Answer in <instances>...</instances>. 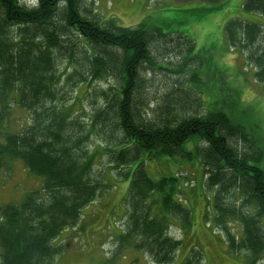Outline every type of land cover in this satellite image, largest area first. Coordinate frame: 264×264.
<instances>
[{"label": "trees", "instance_id": "1", "mask_svg": "<svg viewBox=\"0 0 264 264\" xmlns=\"http://www.w3.org/2000/svg\"><path fill=\"white\" fill-rule=\"evenodd\" d=\"M242 8L264 17V0H246ZM172 35L144 23L123 28L102 21L85 0H0V170L20 162L41 182L21 204L0 207V264L63 258L60 236L77 230L85 210L111 187L99 169L105 155L111 170L128 167L119 175L131 180L126 228L114 234L117 253L105 264L116 261L121 249L154 264H203L196 244L179 256L187 238L170 232L180 226L185 236L193 225L192 210L177 198L180 178L155 180L146 168L147 161L190 160V140L202 167L198 185L213 193L216 229L229 252L252 262L264 254L259 120L235 112L240 92L219 66L217 87L203 82L192 41ZM263 38L259 24H226L228 48L243 55L264 88ZM174 52L182 55L179 72L163 62ZM192 61L198 65L191 67ZM158 71L189 76L187 83L178 76L159 85ZM82 88L92 98L85 117L77 114L79 100L72 94ZM16 110L29 117L18 131L10 129Z\"/></svg>", "mask_w": 264, "mask_h": 264}, {"label": "rangeland", "instance_id": "2", "mask_svg": "<svg viewBox=\"0 0 264 264\" xmlns=\"http://www.w3.org/2000/svg\"><path fill=\"white\" fill-rule=\"evenodd\" d=\"M212 1L85 0V3L92 8L93 15L102 21L112 19L118 27L134 28L144 23L149 29L161 28L166 34L172 33L173 38L175 35L188 37L194 46L193 55L202 60V63L198 61V64L199 69L202 67L203 82L211 84L212 89L217 87L218 72L214 68L219 66L231 87L240 92L241 103H238L235 112L241 115L246 113V118L249 114L253 120L258 119V127L260 125L264 136V88L255 81L252 69L245 63L243 55L239 51L229 49L225 40V27L228 22L238 19L264 26V17L244 11L242 6L246 0H223L221 3L210 4ZM261 42L264 44V38ZM163 62L172 65V70L179 72L182 55L171 53ZM190 64L192 67L196 61ZM188 74L187 71L178 75L175 72L158 71L157 81L161 85L171 80L169 83L172 84L179 76L187 83ZM70 89L71 85L66 90ZM77 92L78 94L73 90L72 93L73 97L76 94L79 100L77 114L85 117L86 114H91L90 110L93 109L92 98L87 97L90 92L86 93L85 88ZM203 101L212 102V99ZM28 118L21 110H16L10 129L18 131L24 128ZM195 146V140H190L185 145L186 156L190 160L165 158L158 162H146L147 171L155 180L173 175L180 178L181 190L177 198L192 210L193 225L189 234L184 236L180 226L172 227L170 231L177 239L187 238L179 256H185L190 247L196 244L194 246L199 247L203 253V264H264V254L254 263L244 254L235 255L229 252L223 234L216 229L213 193L198 185L202 177V167L195 155ZM99 169L101 174L109 179L111 187L85 210L77 230L64 232L60 236V241L63 240L61 245L65 248L64 256L54 264H105L107 259L110 260L111 254L117 251L114 247L117 236L114 234L119 233L122 226L126 228L125 221L130 211L127 200L131 180H123L119 175L121 171L127 173L128 167L111 170L106 155L103 156ZM40 187V180L26 173L22 163L10 161L8 167L0 170V207L21 204L29 193ZM234 228L237 234L240 233L237 224H234ZM111 264L154 263L149 257L145 258L132 249H121L119 258Z\"/></svg>", "mask_w": 264, "mask_h": 264}]
</instances>
